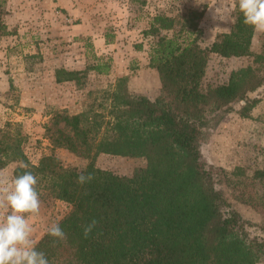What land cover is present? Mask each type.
<instances>
[{
    "label": "trees",
    "instance_id": "obj_1",
    "mask_svg": "<svg viewBox=\"0 0 264 264\" xmlns=\"http://www.w3.org/2000/svg\"><path fill=\"white\" fill-rule=\"evenodd\" d=\"M8 0H0V15ZM145 5L141 2V6ZM201 17V15H198ZM175 18H151L145 36L156 41L150 66L160 78L161 93L150 99L130 93L123 78L111 94V104L78 114L58 111L45 125L50 152L37 164L17 166L13 175L32 171L38 191L68 203L70 212L58 222L67 238L52 246L47 232L37 241L49 264H260L264 238H250L241 219L218 190L202 160L203 128L232 111L264 82V54L251 50L255 31L244 23L236 6L232 30L203 47L196 38L179 39ZM11 33L0 19V37ZM212 55L251 57L246 67L234 70L223 84L204 85ZM110 73L109 61H98L85 71L56 70V82L76 81L87 71ZM104 111V112H103ZM106 111V114H105ZM58 149L89 161L84 170L64 165ZM100 153L142 157L147 164L132 176H119L95 165ZM26 160L22 139L0 128V169ZM94 179L84 185L79 175ZM264 179V168L254 174ZM98 221L85 239L83 226ZM242 231V230H241Z\"/></svg>",
    "mask_w": 264,
    "mask_h": 264
},
{
    "label": "rangeland",
    "instance_id": "obj_2",
    "mask_svg": "<svg viewBox=\"0 0 264 264\" xmlns=\"http://www.w3.org/2000/svg\"><path fill=\"white\" fill-rule=\"evenodd\" d=\"M62 1L60 5L58 0H21L26 4L24 16L10 24L9 36L0 37V128L22 139L27 160L12 161L0 169L9 178L21 163L37 164L50 152L45 125L56 112L102 111L99 106L111 104L110 96L123 78L130 93H161L159 74L150 66L156 38L144 35L153 16L175 18L177 25L175 31L166 32L169 36L196 38L208 47L232 30L238 4V0H68L66 8ZM8 2L0 15L5 24ZM223 3L232 6L230 13H216ZM251 50L264 54V33H254ZM100 60L109 61V74L89 70L81 83L56 82V70L85 71ZM251 61V57L212 55L204 85L226 83L234 70ZM260 66L264 69V60ZM213 115L203 128L202 160L230 203L225 213L233 210L240 217L242 231L238 232L264 238V179L254 176L264 168V82L244 100L233 102L232 111L220 120ZM56 155L65 166L77 170L89 163L64 149ZM146 164L142 157L100 153L95 158L96 167L125 177ZM39 195L41 211L32 221L36 243L50 224L58 223L72 208L41 191Z\"/></svg>",
    "mask_w": 264,
    "mask_h": 264
},
{
    "label": "clouds",
    "instance_id": "obj_3",
    "mask_svg": "<svg viewBox=\"0 0 264 264\" xmlns=\"http://www.w3.org/2000/svg\"><path fill=\"white\" fill-rule=\"evenodd\" d=\"M231 5L219 4L216 13L231 11ZM239 11L244 23L257 33H264V0H238ZM22 168L28 165L21 163ZM94 179L91 173L79 175L77 183L84 185ZM38 179L32 171L9 178L0 170V264H49L44 251L37 249L32 221L39 216L41 199ZM98 221L92 219L83 226V236L87 239L97 227ZM47 235L54 247L67 238L58 223L50 224Z\"/></svg>",
    "mask_w": 264,
    "mask_h": 264
},
{
    "label": "crops",
    "instance_id": "obj_4",
    "mask_svg": "<svg viewBox=\"0 0 264 264\" xmlns=\"http://www.w3.org/2000/svg\"><path fill=\"white\" fill-rule=\"evenodd\" d=\"M61 1L62 0H58V3L61 5ZM9 6H10V9L9 12L10 14L8 15V18H6V25H8V28H11L10 24L12 22H15L13 23V25L19 23L20 19H22V17L24 16L21 12H22V7L25 8L26 4H22L21 0H9L8 2ZM70 4V1L68 0H64L62 1V6H66V8L69 6ZM159 76V75H158ZM160 80V78H159ZM160 86H161V82H160ZM161 89V87H160ZM159 89V91H160ZM143 95V94H142ZM150 99H155L157 96H152V95H144Z\"/></svg>",
    "mask_w": 264,
    "mask_h": 264
}]
</instances>
